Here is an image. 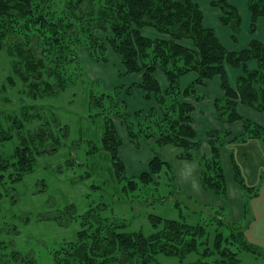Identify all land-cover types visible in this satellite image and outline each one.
<instances>
[{"label": "trees", "instance_id": "1", "mask_svg": "<svg viewBox=\"0 0 264 264\" xmlns=\"http://www.w3.org/2000/svg\"><path fill=\"white\" fill-rule=\"evenodd\" d=\"M212 6L221 11L220 21L224 26L229 27L235 35L241 32L242 18L236 8L227 0H214ZM247 7L252 15L250 33H254L258 20L264 18V0H252ZM146 27L169 39L143 36L141 30ZM97 30L108 35L105 42L95 34ZM85 35L92 50L95 48L97 52L105 54L99 55L96 61L109 63L106 53L110 49L124 68V72L118 75L143 74V81L138 87L145 92L147 99L153 96L157 103V109L146 115L149 122L156 123L157 132L148 127L149 132L144 140L156 138L159 146L182 147L186 156L191 157L190 152L198 150L201 143L195 141L198 133L193 127L194 107L184 102L183 97L193 95L202 99L197 87L219 76L225 97L215 102L217 119L225 124H243L244 134L233 141H245L246 138L264 141V127L244 119L238 111L239 106L243 105L264 113V44L253 41L243 51H228L214 30L204 26L203 12L193 0H0V52L4 51L11 58L15 73L26 85L25 91H29L35 99L41 92L56 95L66 89L62 73L53 66L64 58L76 63L78 56L71 46L78 45ZM183 40L191 41L193 47L181 44ZM97 52L94 50L93 56H97ZM250 61L258 63L256 71L248 69ZM227 65L244 70L236 89L229 84ZM158 71L165 75L169 83L165 91H162L155 76ZM191 72L197 73L198 78L182 91L181 78ZM49 79H57L58 83L55 85ZM9 83L15 84L13 77ZM5 91L6 88L0 85V100ZM102 94L106 97L110 95ZM125 123L130 141L139 148L137 140L141 134L135 133L126 119ZM106 124L103 148L111 152L118 177L128 180L131 190L158 183L164 166H169L168 162L152 149L153 158L147 171L140 176H128L119 153L122 140L115 126L111 122ZM65 132L68 135V130ZM207 133L214 138L209 142L211 158L206 163L211 169L205 168L202 177L207 188L220 189L221 141L228 139L232 132ZM50 135L49 138L43 131H36L41 145L54 138L52 133ZM66 135L63 133L62 136ZM56 140L51 153L58 149ZM217 141L221 142L220 146ZM16 154L18 162L9 164L10 159H5L7 161L4 163L0 153V172L10 171V177L15 182L21 181L33 170L36 160V154L31 158L25 152L17 151ZM211 171H215L216 179L211 177ZM0 178L4 176L0 175ZM214 221L206 224L209 226L212 223V227H216L212 236L205 224L193 226L182 220L152 216L154 227L161 228L147 236L142 232L121 233L122 228L126 230L125 223L105 218L91 208L82 216V229L78 232L77 240L54 251V264H125L120 259L124 256L134 264H166L161 263L158 256L176 258L178 261L175 264H241V251H253V247L245 241L244 234L238 228L229 225L231 232L226 234L221 231L222 218L218 220L219 223ZM13 255L23 264L28 260L22 256L21 260L19 253ZM27 263L35 264V261L33 263L30 259Z\"/></svg>", "mask_w": 264, "mask_h": 264}, {"label": "rangeland", "instance_id": "2", "mask_svg": "<svg viewBox=\"0 0 264 264\" xmlns=\"http://www.w3.org/2000/svg\"><path fill=\"white\" fill-rule=\"evenodd\" d=\"M95 34L103 41L108 36L98 30ZM80 41L71 46L78 56L76 63L64 58L53 66L62 73L66 89L56 95L41 92L37 99L25 91L26 85L15 73L11 58L0 52V85L6 88L0 100V153L4 163L10 159L9 164L18 162L17 151L27 153L29 158L36 154L33 170L21 181H13L10 171L0 172L4 176L0 178V264H23L14 253L35 264H54V251L77 240L82 216L91 208L105 218L125 223L126 230L122 228L121 233L142 232L147 236L161 228L154 227L152 216L182 220L193 226L212 220L219 223L222 218L221 231L229 234L231 226L238 228L254 249L241 251V264H264V141L246 138L225 144L230 137L223 138L219 153L221 188H207L202 177L203 170L210 168L205 155L187 157L182 147L159 146L156 138L144 140L148 127L157 129L156 123L146 118L154 110H149L150 105L136 106V110H143L138 112L140 115L134 113L137 91L143 90L138 85L125 84L117 90L109 89L111 75L96 61L105 54L94 48L97 56H93L87 35ZM106 55L110 62L105 64L112 66L119 80L125 79L126 75H118L124 68L117 56L110 49ZM138 75L142 73L128 75V83L140 82L133 79ZM11 77L14 85L9 83ZM49 80L58 83L57 79ZM125 119L135 133L141 134L139 148L130 141ZM107 122L115 126L122 140L120 155L130 157L128 176H140L153 156L152 149L168 162L158 183L131 190L128 180L118 177L111 152L103 148ZM37 130L49 138L52 133L54 138L41 145ZM54 139L59 146L51 153ZM212 140L208 133L195 140L201 145L207 142L201 147L203 153V147L209 145V157ZM221 142L217 141V145ZM189 165L193 167L191 173L186 170ZM210 175L216 179L215 171ZM206 226L214 236L216 227L212 223ZM120 259L134 264L125 256ZM158 259L166 264L178 261L163 256Z\"/></svg>", "mask_w": 264, "mask_h": 264}, {"label": "crops", "instance_id": "3", "mask_svg": "<svg viewBox=\"0 0 264 264\" xmlns=\"http://www.w3.org/2000/svg\"><path fill=\"white\" fill-rule=\"evenodd\" d=\"M214 0H193L196 4H198L203 12L204 15V26L208 29L214 30L216 33L218 39L223 44V46L230 52H240L245 50L249 44L253 41H257L264 44V18H260L257 23V30L254 33H250V27L252 23V15L248 10V4L252 0H227L228 3L236 8L241 15L242 22H241V32L239 34H234L233 31L227 27L224 26L221 21V11L212 6V2ZM147 28V27H146ZM143 28L141 30V33L143 36L147 38H161L164 39L165 36L157 33L152 28L146 29ZM181 44L188 48H192L193 44L189 40H183L181 41ZM102 68L106 69L109 74L111 75V82L109 89H117L118 86L125 84V85H140L143 81V74L138 75L137 77H134V80H140L138 83L129 84L127 77L123 80H119L117 74H115L112 70V66L110 64H105L102 62H99ZM247 67L251 71H256L258 69V63L256 61H250L247 64ZM226 72H227V78L229 80V84L231 88L236 89L238 85V80L242 76L244 70L243 68H233L229 65L226 66ZM157 80L160 83L162 91H165L168 88V81L165 77V75L158 71L155 74ZM198 78L197 73L191 72L181 78L180 81V87L182 91H185L188 89L191 85H193ZM198 94L202 96V99H197L195 96H184L183 101L191 104L194 107L192 118H193V127L198 133V135L205 134L210 131H218V132H224L227 130H230L232 132L230 138L228 141L225 142V144L230 143L234 140V138L239 137L244 134L243 130V124L241 122H235L233 124H225L223 122H220L218 118V113L215 108V102L219 99H223L225 97V92L223 91L221 87V78L219 76L206 81L205 85L198 86L197 87ZM113 91V90H111ZM145 99L146 95L143 91H137V101L134 103L135 111L134 113H138L142 111L143 109L139 108L136 110V106L138 107H146L147 105H150V109H155L157 107L155 103V99L151 98L149 102H147ZM133 107V108H134ZM157 109V108H156ZM239 114L244 119H247L259 126L264 127V113H259L251 110L250 108L240 105L239 106ZM233 139V140H232ZM207 143V142H205ZM202 143L201 146L205 144ZM123 147V146H122ZM120 147V149H122ZM209 145L207 147H203V153H202V147L199 150L191 151L192 157H200L204 156L207 160H209L211 157H209L210 149ZM120 153V152H119ZM121 159L123 160L126 168L129 167V160L130 157L127 154H121ZM126 160H124V159ZM153 156L150 158V161L152 160ZM149 161V162H150ZM149 165V163H148ZM145 167L141 172H145L148 169ZM131 169V168H130ZM133 171V170H132ZM137 173L136 171H133Z\"/></svg>", "mask_w": 264, "mask_h": 264}, {"label": "clouds", "instance_id": "4", "mask_svg": "<svg viewBox=\"0 0 264 264\" xmlns=\"http://www.w3.org/2000/svg\"><path fill=\"white\" fill-rule=\"evenodd\" d=\"M186 170L189 171V173H191V171L193 170V167L191 165L186 167Z\"/></svg>", "mask_w": 264, "mask_h": 264}]
</instances>
